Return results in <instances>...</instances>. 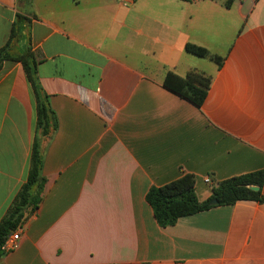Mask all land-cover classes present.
<instances>
[{"label":"crops","instance_id":"obj_1","mask_svg":"<svg viewBox=\"0 0 264 264\" xmlns=\"http://www.w3.org/2000/svg\"><path fill=\"white\" fill-rule=\"evenodd\" d=\"M227 1L0 0V49L14 29L9 53L36 56L57 120L41 202L0 264H264V204L160 228L145 199L190 174L204 202L219 182L264 170V0ZM192 71L211 78L200 108L163 87ZM34 129L22 64L3 61L0 221L26 181Z\"/></svg>","mask_w":264,"mask_h":264},{"label":"trees","instance_id":"obj_2","mask_svg":"<svg viewBox=\"0 0 264 264\" xmlns=\"http://www.w3.org/2000/svg\"><path fill=\"white\" fill-rule=\"evenodd\" d=\"M231 2L232 0H228L225 7L228 8ZM16 36V31L12 29L7 44L0 49V64L3 61L22 64L34 103L35 129L26 181L0 221V259L7 254L2 247L8 237L24 225L41 202L45 183L42 175L44 150L57 130V120L50 107L49 97L40 86L37 72L38 59L30 51L17 57H12L9 53L10 43ZM185 51L199 58H208L218 66L222 64L220 57L210 54L202 47L187 44ZM210 83L209 76L195 71L189 72L184 77L167 73L163 80V87L200 108L208 95ZM263 186L264 170H260L219 182L213 188L210 199L199 202L195 193L194 177L190 174H182L178 179L164 186L149 189L145 199L152 209L157 225L160 228H167L174 226L181 218L191 217L217 206H230L242 201L264 204ZM250 187H258L259 190L253 191ZM212 201H216L217 204L212 205Z\"/></svg>","mask_w":264,"mask_h":264},{"label":"built area","instance_id":"obj_3","mask_svg":"<svg viewBox=\"0 0 264 264\" xmlns=\"http://www.w3.org/2000/svg\"><path fill=\"white\" fill-rule=\"evenodd\" d=\"M194 1V0H193ZM206 183L211 184V181L209 179L205 180ZM21 236V228H18L13 234H11L8 239L6 240L4 246L2 247V250L5 253H9L13 250H15L18 246V242L20 240Z\"/></svg>","mask_w":264,"mask_h":264},{"label":"water","instance_id":"obj_4","mask_svg":"<svg viewBox=\"0 0 264 264\" xmlns=\"http://www.w3.org/2000/svg\"><path fill=\"white\" fill-rule=\"evenodd\" d=\"M250 189L253 190V191H258L259 190L258 187H250ZM211 204L212 205H216L217 202L216 201H212Z\"/></svg>","mask_w":264,"mask_h":264}]
</instances>
